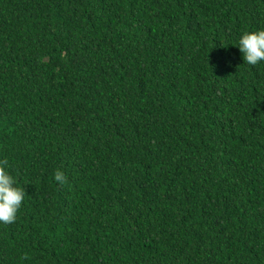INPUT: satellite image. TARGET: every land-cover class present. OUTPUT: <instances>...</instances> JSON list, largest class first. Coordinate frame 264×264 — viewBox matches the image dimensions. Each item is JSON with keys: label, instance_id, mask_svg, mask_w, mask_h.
I'll return each instance as SVG.
<instances>
[{"label": "trees", "instance_id": "16d2710c", "mask_svg": "<svg viewBox=\"0 0 264 264\" xmlns=\"http://www.w3.org/2000/svg\"><path fill=\"white\" fill-rule=\"evenodd\" d=\"M259 29L264 0H0V264H264Z\"/></svg>", "mask_w": 264, "mask_h": 264}, {"label": "clouds", "instance_id": "9594fccd", "mask_svg": "<svg viewBox=\"0 0 264 264\" xmlns=\"http://www.w3.org/2000/svg\"><path fill=\"white\" fill-rule=\"evenodd\" d=\"M242 53L243 60L250 66L264 62V29L244 31L236 44ZM57 183H64L66 176L57 170L54 174ZM26 191L9 170V160L0 159V224H12L16 221L22 208Z\"/></svg>", "mask_w": 264, "mask_h": 264}]
</instances>
